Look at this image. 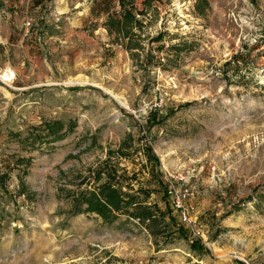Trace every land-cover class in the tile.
Masks as SVG:
<instances>
[{
	"label": "rangeland",
	"instance_id": "1",
	"mask_svg": "<svg viewBox=\"0 0 264 264\" xmlns=\"http://www.w3.org/2000/svg\"><path fill=\"white\" fill-rule=\"evenodd\" d=\"M0 20V264H264V0H0ZM103 184L176 223L104 221L78 204Z\"/></svg>",
	"mask_w": 264,
	"mask_h": 264
},
{
	"label": "trees",
	"instance_id": "2",
	"mask_svg": "<svg viewBox=\"0 0 264 264\" xmlns=\"http://www.w3.org/2000/svg\"><path fill=\"white\" fill-rule=\"evenodd\" d=\"M131 15L129 13H126L124 16V20L122 21H114L113 19H110L109 24L112 27L120 28L127 26L123 21H128L130 22ZM57 125H47V129L50 131V134H55L58 130L61 129L62 123L56 122ZM59 135L58 137H60ZM149 148V147H148ZM149 152L151 154L152 150L149 148ZM108 176H114L115 171L113 169H110L107 172ZM159 186L160 188H163L162 183H160ZM168 196V189L166 188L165 190V195L164 198ZM134 200L133 196H131L129 193H125L122 189H114L109 185H97V187H94L91 190H85L81 193V197L78 201V204L82 206L83 204L88 205V210L91 212H95L98 215L102 217V219L108 223L113 222L114 220L117 219V216L115 215L118 212H124L128 214L129 217L133 219H138L140 222H145L149 220L150 223V228L151 230H157L155 227L157 225L165 224V220L168 217L169 221L171 223L175 222L176 219L173 217L172 212L173 209L167 205L165 211H160L159 206L154 204V207H147L144 205L142 202H136L132 204L130 208H132L134 205L135 207L131 209L132 211L130 212V208L128 207L129 204L132 203ZM156 209L158 212L156 213L153 211ZM169 228L172 226L171 224H166ZM167 228V227H166ZM163 229V234L167 235V239L172 238L176 234L179 236H184V230L180 229L179 233H176V231H170L167 233L168 230ZM166 230V231H165ZM160 233V231H159ZM186 236V235H185ZM193 250L195 251H202V246L197 244L196 241H194L192 245Z\"/></svg>",
	"mask_w": 264,
	"mask_h": 264
},
{
	"label": "built area",
	"instance_id": "3",
	"mask_svg": "<svg viewBox=\"0 0 264 264\" xmlns=\"http://www.w3.org/2000/svg\"><path fill=\"white\" fill-rule=\"evenodd\" d=\"M187 197V193H184V198H181L178 196L176 201H174V208L182 210V219L189 223L192 224V217L190 215V209L184 205V200Z\"/></svg>",
	"mask_w": 264,
	"mask_h": 264
},
{
	"label": "crops",
	"instance_id": "4",
	"mask_svg": "<svg viewBox=\"0 0 264 264\" xmlns=\"http://www.w3.org/2000/svg\"><path fill=\"white\" fill-rule=\"evenodd\" d=\"M0 24H1V20H0ZM7 36H4L3 34H2V29H1V26H0V44L1 43H7Z\"/></svg>",
	"mask_w": 264,
	"mask_h": 264
},
{
	"label": "bare ground",
	"instance_id": "5",
	"mask_svg": "<svg viewBox=\"0 0 264 264\" xmlns=\"http://www.w3.org/2000/svg\"><path fill=\"white\" fill-rule=\"evenodd\" d=\"M11 71V70H10ZM9 71V72H10ZM12 72V71H11ZM13 76V72L10 74V73H6V75L4 76L5 78H7V80H10Z\"/></svg>",
	"mask_w": 264,
	"mask_h": 264
}]
</instances>
